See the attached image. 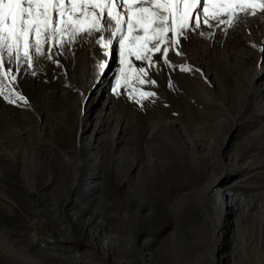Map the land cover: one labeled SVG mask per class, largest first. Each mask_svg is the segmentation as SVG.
Masks as SVG:
<instances>
[{"label":"rangeland","instance_id":"374dc122","mask_svg":"<svg viewBox=\"0 0 264 264\" xmlns=\"http://www.w3.org/2000/svg\"><path fill=\"white\" fill-rule=\"evenodd\" d=\"M202 4L203 0H200L197 7H202ZM134 6H142V0H136ZM210 19L211 22L205 20L201 11L200 24L192 28L187 38L181 37L183 43L179 46V51L184 53V58L183 54H177L175 47L169 49L167 54L169 69H164L162 58L153 66H148L147 62H144L147 75L141 74V78L148 82L143 85L139 80H135L125 87L122 69L126 72L127 65H121L118 36H112L111 24H107L108 31L94 33L95 43L82 33L74 38L66 35L55 45L51 39H48L42 45V55L37 56L32 50L31 54L35 60L32 67L26 68L25 61L21 58L20 68L23 71L14 73L17 76L16 81H10L8 76L0 75V89H3L0 94V137L4 134L3 130H11L17 134L16 143L19 146L27 147L32 140L30 132L40 134L47 132L51 127H58L56 121L59 120L61 113L69 118L68 123L74 130L75 124L82 127L84 123V121L80 122L79 113L83 117L90 116L91 120L95 121L97 113L103 110L102 118L105 123L103 138L110 139L112 144L105 155L114 167L128 150L141 144L145 147L155 146V143L148 142L147 139L153 128H156L154 126H157L161 116L167 121L181 122L179 125H171L170 129L159 130L160 136L166 141L163 142L164 160L174 163L172 169L164 170L163 180L159 181L168 192V201L160 199L161 207L158 215L144 224L131 252H126L124 249L126 237L123 233L120 234V247L114 252L112 263L105 260L104 252L96 251L94 247L89 246L90 244L79 233H70V239L63 243L58 225L47 210L52 204L42 198L41 192L31 189L21 194L22 200L33 214L32 227L24 232V236L30 234L37 237V233L41 235L37 237V242L42 248L46 245L41 243L48 244L43 252L45 259L52 260L50 264H58L59 261L55 257L51 258L48 253L59 255L67 254L69 251H76L79 254L93 251L97 253L94 258L96 264H259L264 262V236L261 237L252 230L253 216L258 212L256 207L246 212L241 219L237 212L226 218L228 227L223 231L220 230L222 235L224 233L225 235L220 237L215 232L218 238L212 243L209 252L206 251L205 242L200 241L197 244L192 240L189 228L185 230L187 225L181 231L176 228L175 218L171 212L175 201L178 200L177 197L185 193V191L177 192L176 188L180 183L187 186L192 184L194 188L210 187L213 184L211 178L213 175H218L219 183L211 187L212 190L216 188V192L228 193L233 184L239 183L238 187L232 190L234 193L254 196L264 187L263 116L252 115L248 119L245 115L246 117H236V121H233L232 116H236V110L231 117L224 116L220 107L206 106L205 101L194 103L192 108L194 114L189 120L181 119L182 114L178 110V114L171 113L172 109L179 107L176 102L178 97L173 93L175 91L173 83L186 82L194 92L203 95V100L209 96L210 100L217 103L221 101L224 103V90H227V87L246 89L257 84L259 89L264 84V66H262L264 65V12L259 9L254 11L249 9L246 13L237 10L234 17L216 16ZM168 35L171 38V33ZM100 36L111 39L112 46L101 47V40L98 38ZM152 56L155 60L160 54L152 53ZM4 60L7 68V55ZM57 60H59L58 64ZM215 60L217 61L214 62ZM131 62L133 68L141 63L134 58ZM187 63L191 66L185 70L183 67ZM100 64H104L105 67L101 69ZM13 66H15L14 62ZM172 72L176 73L172 74ZM175 76L178 78L181 76L185 80L173 82L177 79ZM118 79L121 81L119 86L116 83ZM141 91L152 92L154 95L141 97L139 95ZM262 92L256 97V103L260 106L264 105V90ZM129 93H132V98L129 97ZM183 98L185 99L184 96ZM47 124L49 126H46ZM92 131L93 127H90L87 136L91 135ZM136 134L138 137L134 139ZM236 153H239L235 160L236 169L226 173V168L232 166L229 164L233 163ZM95 170L90 167L79 174L81 186L77 189V193L72 195V203L66 207L71 217L76 211L72 209L73 202L81 201V197L90 194L93 182L96 180L94 177L102 171L101 168L97 172ZM103 181L98 180V184ZM195 182L197 185L194 184ZM109 185L113 199L108 203L122 201L124 186L117 185L113 177ZM102 200L106 199L102 196ZM213 204L217 208L215 199ZM0 205L1 208H7L5 202H0ZM222 205H225V201H222ZM116 211L115 208H110L113 214H116ZM217 217L218 215L215 214V218ZM235 221H239L238 229L232 225ZM60 224L66 227L64 222ZM2 225L6 226L5 223ZM110 227L114 234L115 231L120 233L122 224L115 220L110 223ZM19 239L23 242L22 238ZM172 243L177 245L178 254L170 252ZM22 244L27 245V243ZM205 253L208 256L212 255L204 258ZM11 263L14 262L10 261L7 264Z\"/></svg>","mask_w":264,"mask_h":264},{"label":"bare ground","instance_id":"6f19581e","mask_svg":"<svg viewBox=\"0 0 264 264\" xmlns=\"http://www.w3.org/2000/svg\"><path fill=\"white\" fill-rule=\"evenodd\" d=\"M180 53L184 58V53L182 51ZM163 66L165 70L169 69V64ZM190 66L187 63L183 69H189ZM175 77L177 79L173 82L185 80L181 76ZM256 85L246 89L227 87V90H224V103L223 101L217 103L210 100L209 96L203 100V95L194 92L186 82L173 83L172 86L176 91L173 93H176L175 97H178L176 102L179 107L172 109L171 113L178 114L179 111L182 114L181 119L189 120L194 114L192 109L194 103L205 101L206 106L220 107L224 116L231 117L236 110V116H232L233 121H236V117L247 116L248 119L252 115L264 117V105L260 106L256 103V97L263 93L264 84L259 89ZM102 112L103 110H100L97 113L95 121H92L90 116L83 117L79 113L78 118L84 123L82 127L75 124L74 130L68 123L69 118L61 113L59 120L56 121L58 127H51L49 132L44 131L40 134L30 132L32 140L27 147L17 145L16 133L11 130L2 131L4 134L0 137V202L7 203V208L0 207V264H7L10 261L14 262L11 264H50L52 261L45 259L43 252L48 244L41 243L46 245L42 248L37 242V237H41L39 233L37 237L30 234L24 236V232L32 227L33 214L26 202L22 200L21 194L31 189L41 192L42 198L52 204L50 208L46 207L53 221L58 225L63 243L70 239V233H79L90 244L89 246L94 247L96 251L104 252L105 260H109L110 263H112L114 252L120 247V234L123 233L126 237L124 249L126 252H131L144 224L158 215L161 207L160 199L168 201V192L162 184H159V181L163 180L164 170L172 169L174 163L164 160L163 142L166 141L160 136L159 130L170 129L171 125H179L181 122L167 121L161 116L157 126H154L156 128H153L147 139L148 142L155 143V146L145 147L141 144L134 147L128 150L127 154L121 157L113 167L105 155L111 149L112 144L110 139L103 138L105 123ZM90 127H93V131L87 136ZM262 128H264V122ZM137 137L136 134L134 139ZM167 149L170 150V148ZM238 155L239 153H236L232 160L233 163L229 164L232 166L226 168V173L236 169L235 160ZM90 167L96 169L95 172L100 168L102 171L94 177L96 180L93 182L90 194L81 197V201L73 202L72 209L76 211L71 217L66 207L72 203V195L76 194L81 186L79 174ZM111 177L115 178L117 185L124 186L125 192L122 201L109 204L108 201L113 199L109 185ZM98 180L105 182L98 184ZM211 181L212 186H216L219 183L218 175H213ZM194 184L197 185L196 182ZM237 184H233L228 193L216 192V188L212 190V186L194 188L192 184L190 186L183 183L178 184L177 192L185 191V193L177 197L178 200L171 208L176 228L181 231L187 225L185 230L189 228L192 240L197 244L200 241L205 242L206 251L209 252L212 243L218 238L216 233L220 236L223 234L222 231L228 227L225 221L229 216L237 212L241 219V216L256 207L258 212L253 216L252 230L263 237L264 187L260 188L254 196H250L245 193H234L232 190L238 187ZM102 196L106 199L105 201L102 200ZM214 199L217 202V208L214 204L212 205ZM222 201H225V205H222ZM111 207L117 210L116 214L110 212ZM215 214L218 215L217 218ZM115 220L122 224V228L120 233L115 231L114 234L110 230V223ZM60 222H64L66 227ZM4 223L6 226L2 225ZM232 225L236 229L240 226L239 221H235ZM19 238H22L23 242ZM22 243H27V245ZM170 252L176 254V244L172 243ZM47 255L51 258L55 257L59 261L58 264H96L94 258L97 253L91 251L79 254L76 251H69L67 254L48 253ZM211 255L208 256L205 253L204 258H209ZM259 264H264V262Z\"/></svg>","mask_w":264,"mask_h":264},{"label":"snow or ice","instance_id":"6c2138e0","mask_svg":"<svg viewBox=\"0 0 264 264\" xmlns=\"http://www.w3.org/2000/svg\"><path fill=\"white\" fill-rule=\"evenodd\" d=\"M135 4L136 0H0V75L16 81L14 73L23 71L21 58L26 68L32 67L35 62L32 50L37 56L42 55V45L48 39L55 45L66 35L74 38L82 33L95 43L94 33L108 31L107 24H111L112 36H118L121 65H127L126 72L122 69L125 87L135 80L143 85L148 82L141 78V74L147 75L144 62L153 66L162 58L163 65H168L167 54L172 47L181 54V37L187 38L192 28L200 24L201 11L209 22L216 16L234 17L237 10L264 12V0H203L202 7H197L200 0H142V6ZM98 38L101 47L112 46L111 39ZM152 53H159L160 57L154 60ZM133 58L141 62L135 68ZM104 67L100 64L101 69ZM116 83L119 86L121 81L118 79ZM139 95L151 97L154 93L141 91ZM129 97L132 98V93Z\"/></svg>","mask_w":264,"mask_h":264}]
</instances>
